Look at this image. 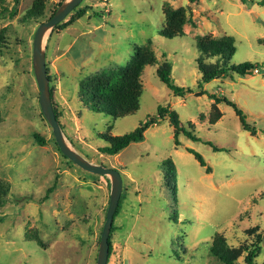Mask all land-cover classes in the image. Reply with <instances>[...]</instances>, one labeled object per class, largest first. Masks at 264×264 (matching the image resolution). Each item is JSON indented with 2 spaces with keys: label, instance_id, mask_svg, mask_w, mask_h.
<instances>
[{
  "label": "rangeland",
  "instance_id": "1",
  "mask_svg": "<svg viewBox=\"0 0 264 264\" xmlns=\"http://www.w3.org/2000/svg\"><path fill=\"white\" fill-rule=\"evenodd\" d=\"M34 1L20 0L17 16L0 20V30L8 29L0 48V182L11 185L0 208V264H97L111 181L65 158L42 114L33 40L60 0H44L43 15L24 21ZM247 1L84 0L81 7L91 8L89 13L70 32L47 37L50 88L66 142L90 163L116 169L123 178L108 264H222L209 255L217 234L235 249L253 242L251 229L258 227L264 236V7L256 4L260 0ZM13 6L14 0H0V7ZM166 12H177L187 21L183 36H159L167 27ZM82 28L97 29L85 38L89 48L76 49V59L72 50H65ZM224 37L236 42L232 64L262 67L251 77L215 80L204 89L236 103L256 128L255 136L224 103L219 105L222 119L211 126L214 100L207 95L176 97L159 79L157 66L144 70L140 108L133 115L114 121L82 102V82L127 66L134 47L148 40L157 58L172 65L174 83L198 91L196 45ZM160 106L175 111L201 141L181 136L182 146L175 147L173 127L166 119L119 155L99 152L107 140L131 133L156 116ZM35 133L48 144H36ZM205 142L225 151L214 152ZM187 149L201 154L211 172ZM244 256L239 264H244ZM263 263L264 242L255 261Z\"/></svg>",
  "mask_w": 264,
  "mask_h": 264
},
{
  "label": "trees",
  "instance_id": "2",
  "mask_svg": "<svg viewBox=\"0 0 264 264\" xmlns=\"http://www.w3.org/2000/svg\"><path fill=\"white\" fill-rule=\"evenodd\" d=\"M65 0H60L58 8L63 4ZM192 4L197 0H189ZM244 3L247 0H242ZM20 0H14V6L12 8L0 7V20L6 17L14 18L18 13V6ZM258 6L264 7V0L257 1ZM45 10L44 0H35L32 8L26 13L23 18L24 21L38 19L43 15ZM91 8H82L81 5L77 7L74 12L69 16L67 21L59 24L53 31L63 32L70 27L77 25L78 21L84 18ZM57 9H55L53 15ZM95 16L101 17L100 13H95ZM167 27L159 32V36L165 39H176L183 36L182 26L187 22L184 17L178 15L177 12H166ZM175 24V25H174ZM7 28L0 30V48L5 41ZM199 57L196 59L197 69L201 75L200 82L198 84V91L189 87H179L174 83L172 79V65L167 61H160L157 58L156 51L152 40H148L141 46L134 47V53L131 61L127 66L117 69H108L101 73L102 76H96L85 82H82L80 86L82 102L93 113H106L114 121L135 114L140 108V101L143 93L142 77L144 70L147 66H157V74L161 82L167 86L176 97L185 99L189 95L195 97L208 96L214 103L210 111L209 124L216 126L222 119L223 113L221 112L219 105L224 103L231 107L240 120V123L245 131L250 132L252 135H257L255 127L250 125L247 121V115L243 112L239 106L232 100H229L224 96H217L215 94L208 93L204 86L210 84L215 80L227 79V78H247L256 74L255 70L261 66L259 64L246 62L239 65L231 63L236 53V42L231 37H224L222 39H210L207 41H199L196 45ZM262 67V66H261ZM48 70V69H47ZM49 71V70H48ZM260 72V70H259ZM49 80L50 79V76ZM52 103L54 111L58 121L60 122V113L55 103L54 94L52 88H50ZM169 119L173 131H174V145L179 148L182 146L180 137L200 142L201 139L194 134V131L188 130L182 125L179 115L170 110L169 107L160 106L157 111V115L142 122L133 132L128 133L121 137H113L107 140L108 145L99 148L101 154L107 156L119 155L122 151L128 148L133 143H140L145 138V133L153 126L159 125L161 121ZM2 121V115L0 111V122ZM61 124V122H60ZM34 141L41 147L48 144V141L39 133L34 134ZM210 146L214 152L225 151L224 148H219L211 142H205ZM57 145V144H56ZM60 151V149H58ZM200 166L206 169L207 173L211 172V168L205 161L203 156L193 149H187ZM61 152V151H60ZM65 157V156H64ZM66 158V157H65ZM171 164L169 161L165 163V166ZM56 183L52 185L46 193L45 200H48L49 195L55 190ZM11 191V185L7 182H0V208H3L7 203V197ZM122 200L119 204L117 212L114 217V222L119 215L122 208ZM115 230L113 223L112 231ZM248 234L253 237V242L249 245H243L241 249H235L231 247L223 236L216 235L212 241V245L209 250V255L219 261L222 264H239V259L244 256V264H255L256 259L260 255L262 250V244L264 242V236L260 232L258 227L248 231ZM110 242V253L112 251V245ZM264 264V263H263Z\"/></svg>",
  "mask_w": 264,
  "mask_h": 264
},
{
  "label": "water",
  "instance_id": "3",
  "mask_svg": "<svg viewBox=\"0 0 264 264\" xmlns=\"http://www.w3.org/2000/svg\"><path fill=\"white\" fill-rule=\"evenodd\" d=\"M84 0H65L55 14L37 28L33 40V70L39 89V104L43 116L49 123L55 142L63 156L76 164L84 171L102 177H108L111 181V195L106 212L97 264H108L110 254V235L114 223V217L119 207L123 193V178L116 169L104 165H94L81 156L66 142L60 122L58 121L50 92V80L47 70L46 46L47 37L61 23H63Z\"/></svg>",
  "mask_w": 264,
  "mask_h": 264
},
{
  "label": "crops",
  "instance_id": "4",
  "mask_svg": "<svg viewBox=\"0 0 264 264\" xmlns=\"http://www.w3.org/2000/svg\"><path fill=\"white\" fill-rule=\"evenodd\" d=\"M72 28H74V27H70L66 31L70 32ZM96 29L97 28H90V29H86L85 30V29L82 28L81 31H76V33H77L76 38H74V40L70 43L69 47L67 48V50H65V52L68 51V54H69V52L72 50L74 58H76V59L78 58L79 59L80 56H78V54L75 53L76 49L78 47L79 48H85V47L89 48L88 47V43H86L87 41H86L85 38L88 37L90 34H94L93 31H96Z\"/></svg>",
  "mask_w": 264,
  "mask_h": 264
},
{
  "label": "built area",
  "instance_id": "5",
  "mask_svg": "<svg viewBox=\"0 0 264 264\" xmlns=\"http://www.w3.org/2000/svg\"><path fill=\"white\" fill-rule=\"evenodd\" d=\"M255 72H256V74H258L259 73V70H255Z\"/></svg>",
  "mask_w": 264,
  "mask_h": 264
}]
</instances>
